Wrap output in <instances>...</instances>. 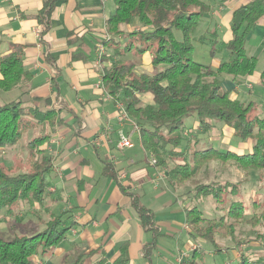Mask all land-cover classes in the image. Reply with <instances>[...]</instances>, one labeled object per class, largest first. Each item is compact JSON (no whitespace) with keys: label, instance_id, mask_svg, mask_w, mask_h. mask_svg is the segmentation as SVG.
<instances>
[{"label":"trees","instance_id":"trees-1","mask_svg":"<svg viewBox=\"0 0 264 264\" xmlns=\"http://www.w3.org/2000/svg\"><path fill=\"white\" fill-rule=\"evenodd\" d=\"M114 12L106 23L112 36L105 43L117 44V37L127 34L128 44L116 50L118 60L108 63L109 56L101 58L103 83L118 102L124 104L129 117L139 128L142 144L148 155L156 158L157 166L168 173L169 184L176 189L183 182L194 183V196L212 197L216 203L224 202L226 211L220 217L205 216L198 206L186 208V223L193 238L212 242L216 250H222L217 235L235 237V227L230 221H246L264 224V200L247 198L242 190L249 181L231 180L218 165L237 168L244 175L254 178L259 184L258 171H264V116L252 111L257 104L232 97L234 88L226 89L223 82L230 76L235 85L254 75L259 62L248 52L247 38L253 26L264 16V0H252L234 10L230 27L232 37L222 41L219 48H211L213 56L219 50L227 55L217 66L195 61L193 36L200 21L212 10L207 0H112ZM52 11L47 1L39 14L46 25ZM137 23L139 27L125 31L124 26ZM212 35L218 38V33ZM10 50L0 56V92L19 91L15 99L0 102V214L11 213L15 205L22 202L42 204L49 188L48 176L52 171L51 157L44 145L50 135L43 133L29 142L28 154L41 152V158L31 163L32 170L14 169L2 153L6 148L17 145L26 127L36 124L45 127L54 124L58 115L55 109L41 108L44 100L39 96L25 99L29 90H24L32 80V72L24 64L23 46L11 42ZM126 53L143 59L151 55L152 72L139 69L134 60H123ZM260 78L264 85V63ZM150 95V101L144 96ZM198 115L199 127L203 131L213 126L211 121L228 125L242 142L249 140L248 151L222 150L216 146L196 148L183 145L185 120ZM39 148V149H38ZM171 163L173 165L171 166ZM213 171L211 175L210 171ZM257 174V175H256ZM231 175V176H230ZM118 179L117 175H113ZM191 191H188L190 193ZM226 197V198H225ZM249 199L250 205L247 206ZM141 224L154 232V240L145 246V256L151 263V252L160 231L151 209L135 199ZM65 211L50 221L47 226L33 235H16L11 239H0V264H32L33 257L58 246L67 238L73 223L68 221ZM17 220H20L17 215ZM264 248V233H258ZM198 250L183 257L181 264H204L198 258ZM128 255L123 249L115 261L127 264ZM78 260L74 264H79ZM230 264H264V252L255 258L242 255Z\"/></svg>","mask_w":264,"mask_h":264},{"label":"crops","instance_id":"crops-1","mask_svg":"<svg viewBox=\"0 0 264 264\" xmlns=\"http://www.w3.org/2000/svg\"><path fill=\"white\" fill-rule=\"evenodd\" d=\"M47 1L52 3L48 25L39 20ZM250 1L210 2L212 10L204 18L213 25L212 33L225 32L223 41L231 39L233 12ZM114 10L112 0H0V56L10 50L11 42L23 46L24 64L33 74L24 89L29 90L26 97L50 98L51 104L42 100L39 106L55 109L58 115L54 124L46 125L50 138L44 148L52 165L47 204L51 206L45 204L43 208L51 219L59 211H68V221L73 223L67 238L58 246L33 257L35 264H56L54 258L67 252L78 253L79 264H116L123 249L128 255L127 264H181L183 257L196 250L197 245L190 241L186 208L177 206L179 196L171 191L167 170L151 162L142 141L138 144L132 140L133 146L124 148L118 144L121 131L130 137L135 133L140 136V131L132 119L119 120V102L107 90L102 64H97L102 45L109 63L118 60L116 50L128 44L125 33L116 38L117 44L105 43L112 37L106 23ZM138 27L135 23L124 29ZM247 49L257 56L260 66L241 82L243 85L233 87L232 97L241 100V93L264 88L260 78L264 16L248 35ZM226 55L217 54L219 58L212 64L217 66ZM150 64L151 55L149 59L143 56L141 70H152ZM144 98L150 101L151 96ZM196 128L201 130L199 123ZM247 145L241 152L251 149V142ZM135 199L153 211L160 231L151 263L145 256V246L155 236L142 226ZM33 207L41 220V206L35 203ZM159 214L166 218H159ZM162 237L174 241L173 249L164 251L160 247ZM184 240L186 246L181 248Z\"/></svg>","mask_w":264,"mask_h":264},{"label":"rangeland","instance_id":"rangeland-1","mask_svg":"<svg viewBox=\"0 0 264 264\" xmlns=\"http://www.w3.org/2000/svg\"><path fill=\"white\" fill-rule=\"evenodd\" d=\"M210 2L215 4L216 0H210ZM125 27L126 26H124L123 28ZM212 30L213 25H211L210 20L203 18L200 21L197 31L193 36L195 61L203 64H209L213 63L218 57L217 55L213 56L210 53V50L212 47L216 49L219 48L225 36V32L218 34V38H216L212 35ZM222 54L227 53L224 50H219L218 55ZM144 56L145 58H150V54L148 53H146ZM120 58L123 60H134L137 62V67L139 69H142L141 65L143 64V59H137L136 55L126 53L123 57ZM150 67L152 68L151 64ZM152 71L153 69L147 70V72ZM223 84L225 88H228L229 90L235 86V83L230 76L225 77ZM240 85L243 84L240 83ZM260 88L261 87L257 88L253 93L251 92V90H248L247 94L243 92L240 96L246 102L254 101L255 103H257V106L252 111V114L253 112H258L261 116H264V88ZM18 93L19 91H10L6 93L0 92V102H7L9 100L15 99ZM25 99H28V97H25ZM198 121V115L196 113L185 120L183 128L186 139L184 140L183 145L191 143L192 146H195L196 148L216 146L217 148H220L222 150L232 149L241 152V149L244 150L246 146H248L247 144L250 143V141L247 140L245 141V143L247 144L241 145L242 140L238 136L234 135L228 125L222 122L211 121L213 126H211L208 131H203L202 129L199 131L198 128H196V123H198ZM43 133L47 134L46 126L41 128V126H37L36 124L32 126L30 124V126L26 127V130L17 145L11 148H6L4 150V152L2 153L3 158L7 159L9 161V164L14 163V169L32 170L33 167L31 166V163L41 158V152L36 153V155L29 156L28 145L30 141L37 138L39 135H44ZM218 137L220 138V143L222 145L219 143ZM131 138L133 142L135 141L138 144L142 141L138 133H135ZM172 165L173 163H171V166ZM151 169L153 170L155 169V167L152 165ZM211 169H218L220 172H226L225 176H229L228 174L231 172V180L233 181H237L240 179L242 181H249L248 183L244 184L242 195L244 194L247 198L249 197V195H252L253 199L258 201L264 200V171H258V184V182L256 181L257 176H254V178L252 177L251 179L250 177L244 175L243 171L234 167L232 168L230 167V165H225L224 167L218 165V168H216V166L215 168L212 166ZM212 170H209L211 172V175L213 174ZM48 180H50L49 176ZM171 191L178 194L179 200L177 202V206H182L183 209L198 206V208L203 211L205 216L217 218L226 213V211L222 209V207H225L224 202L218 204L212 197L194 196L195 189L193 182L185 181L180 186H177L176 189L172 188ZM188 191L191 192L188 193ZM48 192L49 188L47 189L43 203L39 204L42 208L41 214L39 215L40 217H42L41 220H38L39 218L37 217V215L33 213L35 210V208L33 207L35 203L33 205H30L22 202L19 206L15 205L11 213L2 212L0 214V239H11L16 235H33L43 230L47 226L48 221L51 220V215L49 213H46L45 209L43 208L45 204L51 206L49 204L50 202L47 204V199H49ZM246 201L247 206L251 204L249 202V199ZM56 214H60V211ZM69 214L70 213L67 212L64 215L67 216ZM17 215L19 216L20 220H17ZM159 218H166V215L159 214ZM230 222L234 224L235 237L230 235L216 236L218 245L220 248H222V250H216L215 245L210 241H207L201 237L193 238L191 236V244L197 245L195 247L198 250L197 256L204 264H230L233 263L236 259L241 258L243 254L249 258H255L264 252L262 242L257 239L258 233H264V224L251 223L246 221ZM186 242V240L181 241L180 247L185 248ZM172 243H174L173 240L162 237L160 240V247L164 251H170L171 249H173ZM183 251H185V249H183ZM38 255L41 256L44 254L41 252ZM178 255L179 253L174 256V260ZM78 258V253L67 252V254L63 257H55L54 260L56 261V264H74L78 261ZM176 263L177 262L174 261V264ZM32 264H35V259H33Z\"/></svg>","mask_w":264,"mask_h":264},{"label":"built area","instance_id":"built-area-1","mask_svg":"<svg viewBox=\"0 0 264 264\" xmlns=\"http://www.w3.org/2000/svg\"><path fill=\"white\" fill-rule=\"evenodd\" d=\"M103 53H104V46L102 45V47L100 49V52H99V55H98V58H97V64L98 65H101V58H102ZM119 108H120V110H119V120L121 122L124 121V120H126V119L127 120L128 119H131L129 117L128 112L126 111V108H125V106H124L123 103L119 102ZM135 126H136V124H135ZM118 144H119V146L121 148H124V147H132L133 146V142H132V139H131L130 135L124 133L123 131L120 132ZM151 162L154 165H156L157 164L156 158L152 157Z\"/></svg>","mask_w":264,"mask_h":264}]
</instances>
